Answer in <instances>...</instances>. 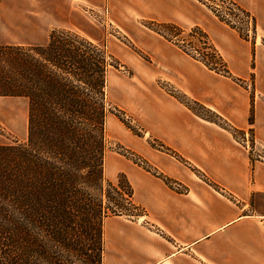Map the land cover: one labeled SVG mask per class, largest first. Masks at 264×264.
Listing matches in <instances>:
<instances>
[{"label":"crops","instance_id":"0c3cea01","mask_svg":"<svg viewBox=\"0 0 264 264\" xmlns=\"http://www.w3.org/2000/svg\"><path fill=\"white\" fill-rule=\"evenodd\" d=\"M62 1L0 0V43L46 44L53 26L66 25L55 10L68 9L73 0ZM131 1L151 17L181 24L190 19V10L194 13L189 0H167L172 4L169 11H164L165 0ZM249 4L258 20L255 43L220 21L203 25L234 75L247 78L253 73V88L208 69L153 32L141 30L137 39L171 72L167 79L218 110L241 132L252 128L256 141L264 147V0H250ZM154 94L148 109L157 134L193 166L208 173L234 200L190 175L167 154L157 156L156 164L186 186V191H177L166 180L147 173L137 177L139 171L129 167L126 172L133 201L146 210L139 215L140 221L146 220L136 223L120 220L121 216L108 217L103 264H264V164L252 159L249 147L231 130L197 116L172 95L158 90Z\"/></svg>","mask_w":264,"mask_h":264},{"label":"trees","instance_id":"16d2710c","mask_svg":"<svg viewBox=\"0 0 264 264\" xmlns=\"http://www.w3.org/2000/svg\"><path fill=\"white\" fill-rule=\"evenodd\" d=\"M110 58L61 27L43 45L0 44V96L29 101L27 141L0 145V264H103L104 219L142 214L125 175L105 182Z\"/></svg>","mask_w":264,"mask_h":264},{"label":"rangeland","instance_id":"374dc122","mask_svg":"<svg viewBox=\"0 0 264 264\" xmlns=\"http://www.w3.org/2000/svg\"><path fill=\"white\" fill-rule=\"evenodd\" d=\"M189 1L194 8V13L190 10V19L187 23L181 24L178 21L151 17L146 13V9L133 6L131 0H97L96 5H92L87 0H73V5L70 4L68 9L55 10L59 20L65 22L66 25H55L52 28L75 30L105 46L112 55L110 60L113 65L109 67L106 87L107 107L109 108L105 124L104 175L106 184L109 181L117 183L122 174L130 180L126 171L129 167H134L139 171L135 174L137 177L147 173L166 180L177 191H186V186L177 181V178L161 171L156 164L157 156L167 154L186 167L190 175L195 174L215 190L234 200L211 180L208 173L193 166L189 160L167 144L155 131V125L150 123L152 120L149 118V102L157 90L165 92L175 97L197 116L231 130L239 142L244 141V144L249 147L252 159L264 164V147L256 141L252 128L241 132L218 110L207 106L179 88L171 79H167L171 72L160 66L152 52L140 45L137 39L142 31L153 32L175 44L185 54L204 64L208 69L231 77L239 85L253 88V73L251 72L247 78L234 75L229 68L227 58L203 25L211 20L220 21L222 25L225 24L226 27L236 30L241 38L255 43L259 33L258 20L255 8L249 4L250 0ZM64 2L63 0L61 3ZM163 6L164 11L172 10V4L167 0ZM173 11L177 10L173 9ZM214 50L218 51L223 60L213 57ZM201 59L209 62L210 66L201 62ZM158 70L162 73L160 75L162 77L156 76ZM252 107H254V102ZM28 118V99L13 95L0 96V145L27 141ZM251 121H254V117ZM139 207L142 213L146 211L141 206ZM118 216H121L120 220L136 223H145L144 220H146L144 218L140 221L139 216L126 214H112L108 217ZM108 217L104 219V225L109 221Z\"/></svg>","mask_w":264,"mask_h":264}]
</instances>
